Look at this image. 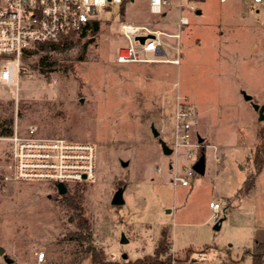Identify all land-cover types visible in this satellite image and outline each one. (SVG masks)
Instances as JSON below:
<instances>
[{
  "label": "rangeland",
  "instance_id": "obj_1",
  "mask_svg": "<svg viewBox=\"0 0 264 264\" xmlns=\"http://www.w3.org/2000/svg\"><path fill=\"white\" fill-rule=\"evenodd\" d=\"M193 1L201 12L188 13L181 36L161 35L179 50L143 55L152 61H118L129 45L122 23L178 31L177 0L166 18L151 13L149 0H130L102 16L92 42L84 37L53 53L58 65L48 76L36 67V54L22 58L17 88L0 86L3 126H35L45 136L96 144L95 180L68 190L83 194L96 243L111 259L154 252L163 230L171 255L183 264H252L246 250L264 241V119L242 94L264 104V2ZM183 111L191 122L190 146L178 137ZM1 131L0 246L12 263L0 254V264H92L72 236L76 223L54 184L4 178L8 133ZM160 138L173 153L163 152ZM203 151L201 175L192 167ZM251 174L255 187L238 193ZM120 186L125 203L116 206L111 201ZM211 201L222 204L219 214Z\"/></svg>",
  "mask_w": 264,
  "mask_h": 264
},
{
  "label": "built area",
  "instance_id": "obj_2",
  "mask_svg": "<svg viewBox=\"0 0 264 264\" xmlns=\"http://www.w3.org/2000/svg\"><path fill=\"white\" fill-rule=\"evenodd\" d=\"M126 1L130 0H0V62H4L0 71V86L13 84L18 87L25 50L39 43L57 41L64 35L79 31L89 21L102 20L103 15L113 14L116 6H123ZM254 2L262 3L264 0ZM169 3L170 0H149V8L151 13L162 15ZM178 8V31L174 33L131 22L122 23L121 31L129 40V45L122 47L118 61H152L153 58L143 55L151 52L155 56H165L169 48L179 50V45L164 41L161 35L179 38L182 26L190 23L188 13H196L198 5L193 0H179ZM149 34L154 37L148 36L144 42L138 39V36ZM170 61L178 63L179 59ZM188 114V111L181 112L178 123L181 131L178 137L185 146L192 144ZM11 128L12 131L2 138L8 143V174L5 179L45 182L56 186L62 183L67 188L95 180L98 149L93 142L45 136L35 126L22 131L18 123ZM188 154L193 157V150L190 149ZM178 179L182 185L189 184L186 177ZM221 206L219 201L210 202L216 214L220 213ZM44 259L45 252H40L38 260Z\"/></svg>",
  "mask_w": 264,
  "mask_h": 264
},
{
  "label": "trees",
  "instance_id": "obj_3",
  "mask_svg": "<svg viewBox=\"0 0 264 264\" xmlns=\"http://www.w3.org/2000/svg\"><path fill=\"white\" fill-rule=\"evenodd\" d=\"M101 21L102 20L89 21L79 31L64 35L57 41L39 43L34 48L25 50L23 58L39 54L36 67L43 74L48 76L52 71L57 69L58 65V60L52 58V54L73 48L76 45V41L84 37H89L87 44L92 42L100 30ZM0 129L4 134H9L12 131L11 126L5 127L1 123ZM203 154H205L204 151L202 152V155ZM256 161L257 168L261 169L263 165L262 160H259L257 157ZM254 185L255 176L253 174L248 175L238 193H248L253 189ZM54 186L57 189V186ZM56 195L62 202L63 207L70 214L71 220L76 223L77 229L72 232V236L80 243L82 251L90 258L92 264H183L180 258H173L171 255L170 247L172 242L168 238L166 230L162 231V237L152 253L134 260L127 257H123L121 260L109 258L106 251L96 243L92 225L84 215L82 206L83 194L78 189H75L73 192L68 190L65 194H60L57 190ZM223 217L225 218L226 216ZM246 253L251 255L252 264H264V241L256 242L253 248L246 250Z\"/></svg>",
  "mask_w": 264,
  "mask_h": 264
},
{
  "label": "water",
  "instance_id": "obj_4",
  "mask_svg": "<svg viewBox=\"0 0 264 264\" xmlns=\"http://www.w3.org/2000/svg\"><path fill=\"white\" fill-rule=\"evenodd\" d=\"M201 10H198V13H200ZM150 36V37H154L153 34H149V35H142V36H138V39L141 40V42H144L145 39ZM242 94L245 98V100H248L252 103L253 107L255 108V110H257L259 112V119L260 120H263L264 119V104L260 105L259 103H256L253 101V96L249 93H247L245 90H242ZM152 131H153V134L155 136H159V131L153 126L152 127ZM160 142H161V146H162V149H163V152L165 154H171L173 153V148H171L170 146H168V144L165 142V140L161 139L160 138ZM122 165L123 166H127L128 165V161H122ZM193 170L195 172H197L198 174H201V175H204L205 172H206V157H205V154L201 155L198 160L194 163L193 165ZM57 188H58V192L60 194H65L67 191H68V188L67 186H65L64 184L62 183H59L57 185ZM124 187H119L113 198H112V204L113 205H116V206H119V205H122L125 203V199H124ZM224 219V217L220 218L218 220V222L215 224L214 228L216 230L220 229V223L221 221ZM0 254L4 255L5 256V259L8 263H12V259L11 258H8L5 254V248L0 246ZM126 257V256H125Z\"/></svg>",
  "mask_w": 264,
  "mask_h": 264
},
{
  "label": "crops",
  "instance_id": "obj_5",
  "mask_svg": "<svg viewBox=\"0 0 264 264\" xmlns=\"http://www.w3.org/2000/svg\"><path fill=\"white\" fill-rule=\"evenodd\" d=\"M177 1H179V0H177ZM220 1H221V0H220ZM226 1H227V0H226ZM226 1H224V2H226ZM221 2H222V1H221ZM251 4L256 5V4H259V3H255L254 0H252V1H251ZM171 6H172V3H171V0H170L169 5L166 6V11L162 14L164 18L168 17L169 13L173 10V9H170ZM177 8H178V2H177ZM198 10H200V9L198 8ZM196 13H198V11H197ZM179 14H180V13H179V8H178L177 19L179 18ZM173 63H174V62H173ZM257 178H258V176H256V180H257ZM255 184H256V181H255ZM254 187H255V185H254ZM124 192H125V191H124Z\"/></svg>",
  "mask_w": 264,
  "mask_h": 264
}]
</instances>
